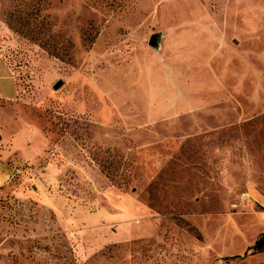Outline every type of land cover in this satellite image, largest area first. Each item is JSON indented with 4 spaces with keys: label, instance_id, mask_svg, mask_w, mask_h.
<instances>
[{
    "label": "rangeland",
    "instance_id": "rangeland-1",
    "mask_svg": "<svg viewBox=\"0 0 264 264\" xmlns=\"http://www.w3.org/2000/svg\"><path fill=\"white\" fill-rule=\"evenodd\" d=\"M254 14L0 0V264H264V31L208 24Z\"/></svg>",
    "mask_w": 264,
    "mask_h": 264
},
{
    "label": "crops",
    "instance_id": "crops-1",
    "mask_svg": "<svg viewBox=\"0 0 264 264\" xmlns=\"http://www.w3.org/2000/svg\"><path fill=\"white\" fill-rule=\"evenodd\" d=\"M226 5H251V8L255 10L254 16L251 18H243V17H235V18H226L224 21L222 19L220 21L211 20L208 24L210 26H213V22H218L219 25H222L224 28H222L221 31L225 32L226 37L229 38L231 41V37H258L260 35L261 31H264V17L260 16V10L259 6L257 5H264V0H226ZM240 8V6H239ZM206 23V25H207ZM215 33V30L213 28H210L208 31L206 29V33ZM229 40L227 43H229ZM253 43V41H252ZM256 42H254V47L256 46ZM208 43H204L203 46V52L205 54L208 53L209 47ZM204 54V55H205ZM225 57L220 61V66L222 68H225L228 66V55L223 56ZM241 62L243 64V56L240 57ZM253 61L252 64L254 65V58L255 56H252ZM206 59V58H205Z\"/></svg>",
    "mask_w": 264,
    "mask_h": 264
},
{
    "label": "trees",
    "instance_id": "trees-1",
    "mask_svg": "<svg viewBox=\"0 0 264 264\" xmlns=\"http://www.w3.org/2000/svg\"><path fill=\"white\" fill-rule=\"evenodd\" d=\"M251 254L256 255L264 252V234H262L254 246L250 248Z\"/></svg>",
    "mask_w": 264,
    "mask_h": 264
},
{
    "label": "water",
    "instance_id": "water-1",
    "mask_svg": "<svg viewBox=\"0 0 264 264\" xmlns=\"http://www.w3.org/2000/svg\"><path fill=\"white\" fill-rule=\"evenodd\" d=\"M155 43V38H153L152 40H151V44H154Z\"/></svg>",
    "mask_w": 264,
    "mask_h": 264
}]
</instances>
